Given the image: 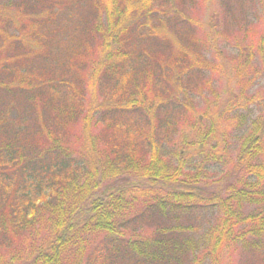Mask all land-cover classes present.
Segmentation results:
<instances>
[{
  "label": "trees",
  "instance_id": "16d2710c",
  "mask_svg": "<svg viewBox=\"0 0 264 264\" xmlns=\"http://www.w3.org/2000/svg\"><path fill=\"white\" fill-rule=\"evenodd\" d=\"M196 1L0 0V264H219L238 243L264 259V111L235 156L226 139L254 49L225 63L237 91L219 101V31ZM191 117L196 137L172 142ZM208 160L233 181L206 190ZM201 211L215 223L198 239Z\"/></svg>",
  "mask_w": 264,
  "mask_h": 264
},
{
  "label": "rangeland",
  "instance_id": "374dc122",
  "mask_svg": "<svg viewBox=\"0 0 264 264\" xmlns=\"http://www.w3.org/2000/svg\"><path fill=\"white\" fill-rule=\"evenodd\" d=\"M242 8H237L236 3L234 4L233 0H197L194 4V10L202 21L204 28L210 25L219 31L218 38L220 39V44L218 45V49L221 50V58L216 56H211L210 58L214 62L221 61V70L219 72H211V76L213 79V86L216 90L215 95H218L219 101H222L227 96V90L229 87L233 91H237V86L232 82L228 81L232 73L228 70L224 71L227 66L225 63H229V66L233 63H237L234 59V55L237 50H241V48L245 49H254L255 57L252 63L253 69V81L249 86L246 96H241V102H245L247 100L248 106L241 107L240 111H237V123L238 120L241 119L240 124L235 129L228 130V136L226 137L229 144V152L230 155L235 156L237 144L240 136L245 130L247 124L250 121L263 113L264 111V62L261 59L259 52L257 50L258 40L260 36L264 32V2L262 0H245ZM227 7H230V11L227 10ZM224 14H228L234 18L235 26L234 31L232 30L225 31L223 16ZM232 32V33H231ZM228 35L227 37H222V35ZM228 72L229 75L225 73ZM204 94L208 95V101L213 100V94L209 91H205ZM253 102H248V100ZM195 106L198 113H204L207 106L203 98H196ZM234 114V113H232ZM228 118L227 116L223 120V125L228 127ZM231 119V117L229 118ZM193 117L188 119L187 121L181 122L176 127V131L172 137V142H179L180 140H191L195 136L194 130L192 129ZM226 133V134H227ZM226 136V135H225ZM181 143V142H179ZM170 145V146H169ZM167 145L169 148L172 144ZM168 148V149H169ZM174 147H171L170 157L172 152L174 151ZM201 155L195 156L192 163H197L201 159ZM169 157V158H170ZM211 160V159H209ZM207 162L206 171L202 172V180L203 184L206 185L209 191H213L218 185H222L226 181H233V177L230 176V164L225 160V163L221 162ZM189 221L192 223L191 231L195 233V238H202L207 230L212 227L215 223V216L210 211H201L195 212L188 216ZM204 246L201 251L198 252V259H201L202 253L204 251ZM196 264H212L210 258L201 259V261H195ZM219 264H264V259L260 258L254 253L247 252L239 243L232 244L223 250L222 255L219 257Z\"/></svg>",
  "mask_w": 264,
  "mask_h": 264
}]
</instances>
